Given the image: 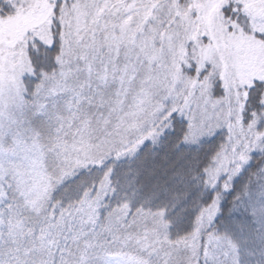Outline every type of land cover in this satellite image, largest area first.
<instances>
[{
	"label": "snow or ice",
	"instance_id": "obj_1",
	"mask_svg": "<svg viewBox=\"0 0 264 264\" xmlns=\"http://www.w3.org/2000/svg\"><path fill=\"white\" fill-rule=\"evenodd\" d=\"M0 264H264V0H0Z\"/></svg>",
	"mask_w": 264,
	"mask_h": 264
}]
</instances>
